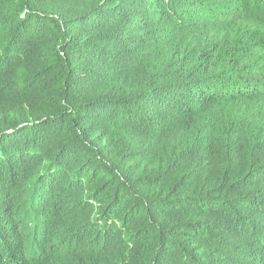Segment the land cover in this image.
Returning <instances> with one entry per match:
<instances>
[{
	"label": "trees",
	"instance_id": "obj_1",
	"mask_svg": "<svg viewBox=\"0 0 264 264\" xmlns=\"http://www.w3.org/2000/svg\"><path fill=\"white\" fill-rule=\"evenodd\" d=\"M0 264H264V0H0Z\"/></svg>",
	"mask_w": 264,
	"mask_h": 264
}]
</instances>
